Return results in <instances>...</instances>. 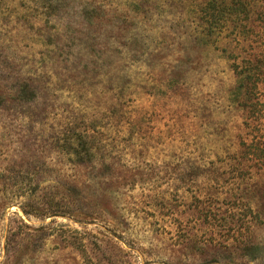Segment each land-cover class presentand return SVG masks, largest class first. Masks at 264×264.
Wrapping results in <instances>:
<instances>
[{
    "label": "rangeland",
    "instance_id": "obj_1",
    "mask_svg": "<svg viewBox=\"0 0 264 264\" xmlns=\"http://www.w3.org/2000/svg\"><path fill=\"white\" fill-rule=\"evenodd\" d=\"M208 1L0 0V264H264V0Z\"/></svg>",
    "mask_w": 264,
    "mask_h": 264
},
{
    "label": "trees",
    "instance_id": "obj_2",
    "mask_svg": "<svg viewBox=\"0 0 264 264\" xmlns=\"http://www.w3.org/2000/svg\"><path fill=\"white\" fill-rule=\"evenodd\" d=\"M205 10L210 19V33L216 30L220 31V29L224 30L229 28L234 38H237L246 30V22L253 12L250 2L245 0H230L227 3L222 0H209L205 5ZM257 15L261 19H264V12H258ZM233 69L237 77L235 92L238 93L239 96H241V92H243V100L240 102V105L244 108L250 107L249 105L256 107L257 102H253L251 96L256 89L255 81H258L257 77L254 76L250 69L238 70L235 64H233ZM86 150L87 152L85 153H88V156H90L89 150ZM73 155L77 156L79 152L74 151Z\"/></svg>",
    "mask_w": 264,
    "mask_h": 264
}]
</instances>
